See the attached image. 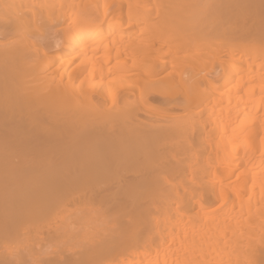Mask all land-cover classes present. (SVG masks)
I'll list each match as a JSON object with an SVG mask.
<instances>
[{"label": "bare ground", "instance_id": "bare-ground-1", "mask_svg": "<svg viewBox=\"0 0 264 264\" xmlns=\"http://www.w3.org/2000/svg\"><path fill=\"white\" fill-rule=\"evenodd\" d=\"M0 264H264V0H0Z\"/></svg>", "mask_w": 264, "mask_h": 264}]
</instances>
